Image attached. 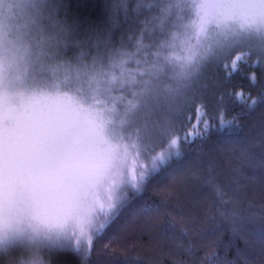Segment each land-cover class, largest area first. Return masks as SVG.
I'll list each match as a JSON object with an SVG mask.
<instances>
[{"label":"snow or ice","instance_id":"obj_1","mask_svg":"<svg viewBox=\"0 0 264 264\" xmlns=\"http://www.w3.org/2000/svg\"><path fill=\"white\" fill-rule=\"evenodd\" d=\"M209 64L226 78L244 68L264 73V0H101L96 19L74 14L69 0H0V248L10 252L7 264L25 253L23 264H52L51 253L67 247L86 262L129 192L140 193L179 158L182 143L234 125L223 109L210 118V86H197ZM247 79L259 82L256 71ZM17 88L51 94L85 119L24 157L13 134ZM233 94L257 103L251 93ZM177 96L187 108L175 112L182 118L152 121L154 107ZM113 141L124 146L118 163L96 151ZM85 164L102 194L80 210L75 228L65 227L66 214L50 196L20 194L29 177L54 185ZM230 203L221 199L217 211L249 225L264 247V205L240 215ZM206 258L220 264L215 252Z\"/></svg>","mask_w":264,"mask_h":264},{"label":"trees","instance_id":"obj_2","mask_svg":"<svg viewBox=\"0 0 264 264\" xmlns=\"http://www.w3.org/2000/svg\"><path fill=\"white\" fill-rule=\"evenodd\" d=\"M69 7L82 19L101 14V0H69ZM249 71L258 74L255 85L247 79ZM240 90L257 97V103L237 100L233 93ZM261 97L264 73L260 69L244 68L223 82L217 103L210 92L212 121L218 105L228 98L225 118L234 117L236 123L182 143L179 158L151 176L140 193L129 192L118 217L94 238L86 262L72 252L60 264H210L208 252H215L220 264H264V247L250 226L217 211L221 199L230 201L229 207L240 215L258 212L264 205ZM169 105L167 101L154 107L162 113L161 121L171 112Z\"/></svg>","mask_w":264,"mask_h":264},{"label":"clouds","instance_id":"obj_3","mask_svg":"<svg viewBox=\"0 0 264 264\" xmlns=\"http://www.w3.org/2000/svg\"><path fill=\"white\" fill-rule=\"evenodd\" d=\"M15 126L13 134L17 137L22 156L27 157L36 148L49 142L54 135L63 132L69 125L77 127L85 119L83 115L67 110L63 101L45 92H32L25 88L14 89ZM78 130V129H77ZM81 140L84 133L80 131ZM98 153L110 152L118 163L124 153V146L118 141L111 145H100ZM50 196L53 204L66 214L65 227H77V215L88 207L97 195V180L92 168L85 164L65 172L56 184H39L31 177L22 185L20 194L31 198L39 193ZM9 250L0 248V261L7 264ZM29 260L27 253L17 255L15 264Z\"/></svg>","mask_w":264,"mask_h":264},{"label":"rangeland","instance_id":"obj_4","mask_svg":"<svg viewBox=\"0 0 264 264\" xmlns=\"http://www.w3.org/2000/svg\"><path fill=\"white\" fill-rule=\"evenodd\" d=\"M212 38L213 39H217L219 37H217L215 35V30H213L212 33ZM244 40H248V39H255L254 37H245L243 38ZM229 78L225 77V73L223 68L216 66V65H207L205 67V69H203V76L199 79V81L197 82V86L201 87L203 86L205 83L209 84L210 86V91L212 95H213V101L214 103L219 102L217 100V97L220 95V92L222 91V83L227 81ZM168 103L170 104L168 106L167 109L171 110L170 113L165 114L164 117H168L170 120L172 121H176L178 119H181L182 117L176 116L175 112L179 109H183V110H187L186 108V104H185V100L184 97L182 96H177L174 100H169ZM228 103V98L224 99L223 101H221V103L218 105V109L221 110H225L224 112H226V108L225 106H227ZM159 119L162 118V113L160 111H153V115L151 117V119L154 121L155 119ZM161 120V119H159ZM182 145V144H181ZM141 161L148 163L149 161L141 156ZM72 252H76L73 248L71 247H67V248H63V249H56L51 253V260H52V264H60V260L63 257H68ZM79 254V253H78Z\"/></svg>","mask_w":264,"mask_h":264}]
</instances>
